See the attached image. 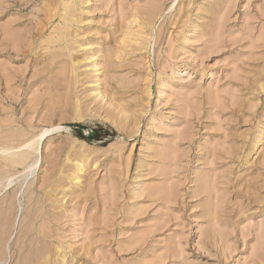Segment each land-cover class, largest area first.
Here are the masks:
<instances>
[{
  "label": "rangeland",
  "instance_id": "obj_1",
  "mask_svg": "<svg viewBox=\"0 0 264 264\" xmlns=\"http://www.w3.org/2000/svg\"><path fill=\"white\" fill-rule=\"evenodd\" d=\"M0 264H264V0H0Z\"/></svg>",
  "mask_w": 264,
  "mask_h": 264
},
{
  "label": "bare ground",
  "instance_id": "obj_2",
  "mask_svg": "<svg viewBox=\"0 0 264 264\" xmlns=\"http://www.w3.org/2000/svg\"><path fill=\"white\" fill-rule=\"evenodd\" d=\"M41 136V135H40Z\"/></svg>",
  "mask_w": 264,
  "mask_h": 264
}]
</instances>
